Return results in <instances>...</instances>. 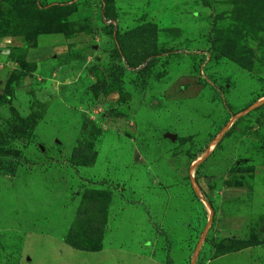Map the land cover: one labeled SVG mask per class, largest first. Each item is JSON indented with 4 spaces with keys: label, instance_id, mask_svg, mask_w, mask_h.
<instances>
[{
    "label": "rangeland",
    "instance_id": "rangeland-1",
    "mask_svg": "<svg viewBox=\"0 0 264 264\" xmlns=\"http://www.w3.org/2000/svg\"><path fill=\"white\" fill-rule=\"evenodd\" d=\"M58 3L70 73L0 47V264H264V0Z\"/></svg>",
    "mask_w": 264,
    "mask_h": 264
},
{
    "label": "trees",
    "instance_id": "trees-1",
    "mask_svg": "<svg viewBox=\"0 0 264 264\" xmlns=\"http://www.w3.org/2000/svg\"><path fill=\"white\" fill-rule=\"evenodd\" d=\"M0 2H1V0H0ZM36 2H37V0H20V1H17L16 5H15V10L17 9L19 12H21L20 15H22V14L23 15H28L29 18L26 21L23 18H19L18 16H16V22H20V23L23 22L24 23V27H27V28L25 30H23V31L18 29V31H13L12 33L10 32L9 34H6L4 32L0 33V38L1 37H7V36H15V35L23 33L24 31L26 32L27 30L35 29L37 26L41 25L40 21L42 19H45V20L48 19L49 21H51L53 18H56L57 16L60 17V13L63 12L64 9H66V6H54V5L46 6V7H43V8H38ZM13 11H14V9H13ZM12 12H10V13L6 12V14H1L0 13V20H2L3 18H7V16L8 17H12L13 16ZM242 17H243V19L241 21H243L245 23L246 20H247V15L245 13H243ZM105 18H107V19H109L111 21L114 20L113 17L110 16V15H105ZM18 25H19V27H21L20 29H23L20 24H18ZM48 33H51V28H49L44 33H39V34H36V35L28 34L27 32H26V34L23 33L24 37H25V40L28 43V44H25V48L26 49L34 48L35 45H36V37H37V35L48 34ZM23 34H21V35H23ZM223 45L226 46L227 43H224ZM226 47H228V48L231 47V44L227 45ZM221 51H222V53H221L222 56L228 57L229 59L232 58L231 53L227 52L226 48L224 50V47H223L221 49ZM18 62L20 63L21 66L33 67L32 64H27L24 61V54L23 53L19 57ZM261 107H264V102H263V104L258 106V108H261ZM234 125H235V122L232 123L229 128L234 127ZM8 163H11V162L8 161V160H5V159H0V169H1V166L7 165L6 167H4V169H5L4 171L0 170V173H2L4 175H8V174H11L13 172L14 164L11 167V166H8ZM230 242L233 243V244L236 243L237 246H239L236 250H240V249H243V248H246V247H250L251 245H253V243L250 242V241L234 242V241L230 240ZM227 252H229V251H227ZM165 263L166 264H172L171 261L168 258H166V262Z\"/></svg>",
    "mask_w": 264,
    "mask_h": 264
},
{
    "label": "crops",
    "instance_id": "crops-1",
    "mask_svg": "<svg viewBox=\"0 0 264 264\" xmlns=\"http://www.w3.org/2000/svg\"><path fill=\"white\" fill-rule=\"evenodd\" d=\"M52 4V3H51ZM58 6H61V3L57 4ZM13 40L11 37H6L4 39L0 40V47L1 44L5 45L10 43ZM73 43L72 38H64L61 34L57 33H49V34H41L37 35L36 37V45L34 48H28L26 49L23 54H24V61L27 64H34L37 66L41 65H46L49 66H54L56 69L52 70L50 72L46 71V74H50V77H55L56 75L59 74L61 70L64 71V69H67V73H70L71 67L75 64L74 61H68V63H59L58 62V55L63 52L60 51L57 53V49L59 47H64L67 48L69 44ZM70 50H74L73 47L70 48ZM60 65H59V64ZM81 63H84V61H81ZM8 64L11 65V63L8 62ZM15 64V62H14ZM44 67V69H45Z\"/></svg>",
    "mask_w": 264,
    "mask_h": 264
},
{
    "label": "water",
    "instance_id": "water-1",
    "mask_svg": "<svg viewBox=\"0 0 264 264\" xmlns=\"http://www.w3.org/2000/svg\"><path fill=\"white\" fill-rule=\"evenodd\" d=\"M169 139H171V140H173V136H171V137H168Z\"/></svg>",
    "mask_w": 264,
    "mask_h": 264
}]
</instances>
